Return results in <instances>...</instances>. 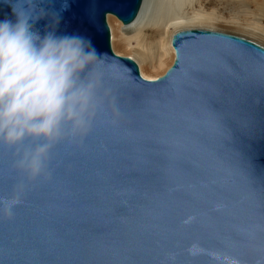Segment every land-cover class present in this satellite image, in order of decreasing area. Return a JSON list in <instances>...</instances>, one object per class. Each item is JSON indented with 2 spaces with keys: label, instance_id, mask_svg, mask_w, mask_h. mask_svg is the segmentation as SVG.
Listing matches in <instances>:
<instances>
[{
  "label": "water",
  "instance_id": "water-1",
  "mask_svg": "<svg viewBox=\"0 0 264 264\" xmlns=\"http://www.w3.org/2000/svg\"><path fill=\"white\" fill-rule=\"evenodd\" d=\"M144 2L35 0L48 14L36 28L54 21L59 34L86 38L97 53L94 73L101 84L113 80L132 91L136 77L143 84L167 78L171 95L182 96L192 64H214L255 117L241 145L247 174L264 173V85L256 73L264 46L224 31L182 29L171 38L173 64L156 80H145L134 60L114 53L107 22L112 15L129 26ZM7 14L0 4V18ZM104 95L121 142L98 138L75 156L65 151L68 141L56 145L49 155L56 171L43 188L36 184L42 177L26 178L17 155L0 146V264H264L260 185L239 175L207 174L199 153L164 140L152 141L151 151L134 147L129 141L138 134L117 117L118 101Z\"/></svg>",
  "mask_w": 264,
  "mask_h": 264
},
{
  "label": "clouds",
  "instance_id": "clouds-1",
  "mask_svg": "<svg viewBox=\"0 0 264 264\" xmlns=\"http://www.w3.org/2000/svg\"><path fill=\"white\" fill-rule=\"evenodd\" d=\"M0 4L8 8L0 18V146L17 155L26 178L39 179L52 149L87 137L104 107L99 61L89 40L59 34L54 21L37 29L48 14L35 0Z\"/></svg>",
  "mask_w": 264,
  "mask_h": 264
},
{
  "label": "snow or ice",
  "instance_id": "snow-or-ice-1",
  "mask_svg": "<svg viewBox=\"0 0 264 264\" xmlns=\"http://www.w3.org/2000/svg\"><path fill=\"white\" fill-rule=\"evenodd\" d=\"M177 52L183 58L182 47L177 48ZM256 73L264 85V65L256 69ZM135 80V91L113 80L102 82L100 96L104 99V107L98 112L88 142L81 146L79 141H68L67 154H82L88 143L98 138L121 142L120 130L111 127L116 122L107 110L109 101L104 94L111 93L109 99L118 101L114 105L117 117L132 125L138 134L129 141L134 147L139 145L151 151L154 150L152 141L164 140L178 150H195L207 174L250 179L260 185V197L264 200V173L248 176L241 147L244 137L254 129L255 117L241 107L230 79L218 67L211 63H193L188 87L182 96L171 95L167 78L159 84L140 83L139 77ZM119 97H126V102H119ZM261 120L264 121V117ZM7 155L10 160L11 154ZM55 171L56 166L49 157L46 172L36 184L43 188L45 180L52 179ZM40 195L46 196L47 191H41ZM252 195L255 197L256 193Z\"/></svg>",
  "mask_w": 264,
  "mask_h": 264
},
{
  "label": "bare ground",
  "instance_id": "bare-ground-1",
  "mask_svg": "<svg viewBox=\"0 0 264 264\" xmlns=\"http://www.w3.org/2000/svg\"><path fill=\"white\" fill-rule=\"evenodd\" d=\"M194 1L157 0L155 6L158 10L150 17L146 7L148 1L145 0L142 13L129 26H124L115 16L108 15L107 22L114 53L134 60L139 65L141 76L145 80H156L160 76L153 72L161 68L164 58L169 56L174 62L175 51L171 45L173 34L179 30L191 28L192 23L185 12V7H192L191 3ZM199 1L197 0V3L200 6ZM121 49L129 51L130 54L124 56Z\"/></svg>",
  "mask_w": 264,
  "mask_h": 264
},
{
  "label": "rangeland",
  "instance_id": "rangeland-1",
  "mask_svg": "<svg viewBox=\"0 0 264 264\" xmlns=\"http://www.w3.org/2000/svg\"><path fill=\"white\" fill-rule=\"evenodd\" d=\"M147 1L148 16L154 15L158 10L155 6L157 0ZM199 2H201L200 6L195 0L191 3L193 8L185 7V12L192 23L191 28H206L237 34L264 46V0H200ZM121 53L124 56L130 54L129 51L122 49ZM172 62L169 56L164 58L161 68L153 73L164 75Z\"/></svg>",
  "mask_w": 264,
  "mask_h": 264
}]
</instances>
